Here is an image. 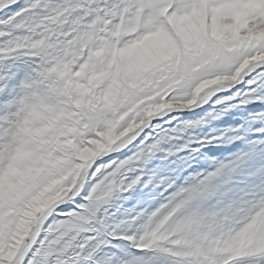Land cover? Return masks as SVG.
Listing matches in <instances>:
<instances>
[{
	"label": "rangeland",
	"instance_id": "rangeland-1",
	"mask_svg": "<svg viewBox=\"0 0 264 264\" xmlns=\"http://www.w3.org/2000/svg\"><path fill=\"white\" fill-rule=\"evenodd\" d=\"M176 1L161 0L154 5V0H0V70L24 72L12 89L15 100L0 110V179L11 172L18 155L16 138H27L40 157L39 167H33L22 182L23 170L13 172L20 178L14 182L18 191L5 201L0 197V263L11 240L23 236L14 259V264H23L26 253L44 233L47 252L59 253L65 264H88L92 240L86 234L96 232L99 237L112 228L136 229L138 238L133 242L144 244L160 264H237L264 256V165L254 168L249 184L210 220L190 218V201L182 199L183 191L146 216L118 219L124 214L126 193L142 178L135 175L138 168L154 158L163 144L170 145L169 155L183 152L210 123L198 118L184 123L185 114L203 110L264 65V6L249 4V15H233L227 22L232 34L225 38L224 52L203 44L205 39L198 36L183 46L175 37L177 45L146 58V67H137L140 70L131 80L118 78L111 67L113 59H120L130 47L140 46L159 31L175 33L169 27L171 21L193 20L192 15H168ZM17 3L24 5L19 12L13 11ZM147 23L149 33L142 28ZM62 77H68L67 86L61 84ZM50 87L72 91L60 102V113L51 119L47 114L42 124L35 125L39 112L55 106L44 102ZM235 99L226 97L217 104L231 106ZM149 129L157 139L146 152L97 167L98 161L123 151ZM105 136L112 143L83 163L81 151L94 147L91 139L108 143ZM24 154L26 158L29 150ZM247 159L219 167L205 186L230 178ZM82 163L75 180L77 165ZM94 180L98 183L89 206L45 230L53 211L74 200ZM44 188V197L32 201ZM98 214H102L101 222L94 227Z\"/></svg>",
	"mask_w": 264,
	"mask_h": 264
},
{
	"label": "snow or ice",
	"instance_id": "snow-or-ice-1",
	"mask_svg": "<svg viewBox=\"0 0 264 264\" xmlns=\"http://www.w3.org/2000/svg\"><path fill=\"white\" fill-rule=\"evenodd\" d=\"M182 4L169 7L168 15L190 16L205 7L213 10L226 7L225 0H182ZM23 7L17 3L13 11L19 12ZM223 14V11H212L210 18H215L216 23L202 41L221 52L227 47L225 38L232 34V28L220 20ZM261 46L264 47V41H261ZM0 76L4 77L0 80V89H3L0 92V110H3L15 100L12 89L19 85L24 72L7 68L0 70ZM226 97L236 99L230 102L231 106L217 104ZM185 116L184 123L194 122L197 118L210 123L183 152L169 155L170 145L163 144L154 158L138 168L135 175L142 178L131 192L126 193L124 214L118 219L134 220L141 213L146 216L180 191L184 192L182 199L190 201L188 214L194 221L210 220L230 205L235 195L249 184L254 168L264 165V65L256 68L241 85L215 97L203 110ZM156 139V133L149 129L123 151L98 161L97 167L119 164L142 150L146 152L155 145ZM242 157H248L247 162L230 178L212 181L205 186V181L219 167ZM96 183L98 180L88 184L74 200L58 206L44 224V229L68 220L72 213H82L89 206V197ZM101 216L97 215L94 227L99 226ZM86 236L92 240L87 253L90 255L88 264H160L157 255L147 251L144 244L133 242L138 238L136 229L112 228L99 237L96 232H89ZM44 241L45 235L41 233L26 253L23 264H65L59 253L46 251ZM237 264H264V256L238 261Z\"/></svg>",
	"mask_w": 264,
	"mask_h": 264
},
{
	"label": "bare ground",
	"instance_id": "bare-ground-1",
	"mask_svg": "<svg viewBox=\"0 0 264 264\" xmlns=\"http://www.w3.org/2000/svg\"><path fill=\"white\" fill-rule=\"evenodd\" d=\"M159 1L161 0H154V5L158 4ZM167 1V0H163ZM226 7L222 10H213L210 7H205L199 12L193 13L192 16L194 17L193 20H189L187 17L186 18H179L178 20L173 23L172 21L169 23V27L171 30L175 31V33H166L163 31H159L158 35L154 38H148L143 43L138 46V45H133L130 47L128 50H126L125 53H123V56H121L120 59H113L111 61L112 69H116V76L118 78L125 80H131V77L136 75L137 70L139 71L140 68H145L147 65V60L146 58H152L153 53L159 52L162 53L166 51V49L170 46H174L175 40L177 37L179 41V45L183 46L186 45L188 42V39L190 37L198 36L200 37V40L206 39L208 35V31L214 26L216 23L215 18H210L212 11H223V16L220 17L221 22L224 24H227V22L230 21L231 17L234 16H240V17H245L246 14L250 13L251 11H248L247 5L249 4H254V5H263L264 6V0H225ZM176 4H182V0H177ZM155 7V6H153ZM156 12H154L155 14ZM157 14V13H156ZM234 15V16H233ZM249 15V14H248ZM239 17V18H240ZM143 32H148L151 30V25L150 24H144L143 25ZM189 43V42H188ZM196 43V42H195ZM177 45V44H176ZM189 46V45H187ZM197 46V45H196ZM95 63H100L97 61H93ZM119 63V64H118ZM89 67L95 66L99 67L97 65H88ZM140 67V68H137ZM108 69L109 67L106 66ZM114 74V72H113ZM115 75V74H114ZM64 76V75H61ZM235 76L237 77L238 74L236 73ZM118 79L117 77H115ZM232 78V77H231ZM235 79V77H234ZM230 80V79H229ZM68 77H62L61 78V84L62 85H68ZM72 89L67 87L65 90L61 89H56V87H50L46 90V95L44 96V102L48 104H55L54 108L52 110H48L46 113L45 111L39 112L37 115V118L34 120V124H42L47 117V114L49 115L48 119H51V116H54L57 113L61 112L60 102L63 101L67 95L71 93ZM46 114V115H45ZM26 133V132H25ZM28 135V133H26ZM106 139H108V143H101L99 142L98 139H91L90 142L92 144H95L94 147L88 146L87 148H84L83 151H81V159L82 162L84 163L88 158H90L92 155L95 153H98L97 151L103 150L104 148H107L111 143L112 140L105 136ZM14 143H16L19 146V150L17 157L12 161L11 164V172L8 173V175L5 178L0 179V197L2 196L3 200L4 199H9L11 192L15 191V193L18 191L17 187L18 185L15 186L14 182L18 180V176H16L17 173H13L16 170H23V176L22 179L19 180L22 182L23 178H26L28 172L35 166L39 165L40 162V157L37 155V152L33 151V146H29V142L27 138L23 137L21 139L16 138ZM39 145H37L38 147ZM28 149L29 150V155L26 158H23L24 151ZM41 163H44L42 161ZM82 164L77 165L76 171H75V180H77L80 171L82 169ZM42 165V164H41ZM39 167V166H38ZM21 172V171H20ZM22 174V173H21ZM30 174V173H29ZM18 180V181H19ZM20 182V183H21ZM17 184V182H15ZM75 187V182L71 184L69 190L71 191ZM47 191V188H44L41 190L36 196L32 198V201L35 199L37 200L40 197H44L45 193ZM14 193V192H13ZM12 193V194H13ZM2 194V195H1ZM1 198V199H2ZM5 201V200H4ZM37 203V202H35ZM33 203V204H35ZM36 211V210H35ZM34 211V212H35ZM28 214V212L26 213ZM72 215H70L71 217ZM26 217V216H25ZM28 218V217H27ZM31 219V218H30ZM30 222V221H29ZM24 223V222H22ZM32 223H30L31 226ZM25 225V224H24ZM20 226H23L20 224ZM19 226V228H20ZM24 229L26 228L25 226L23 227ZM30 229V228H29ZM23 231V230H22ZM25 233H28V230H25ZM25 236V234H24ZM23 236L22 238H13L11 240L12 244L10 245V248L5 254V256L1 259L0 264H14V259L18 256L19 249H20V244L23 241ZM54 251H51L52 253ZM75 254V252H73Z\"/></svg>",
	"mask_w": 264,
	"mask_h": 264
}]
</instances>
